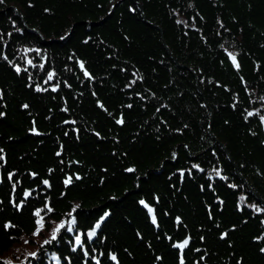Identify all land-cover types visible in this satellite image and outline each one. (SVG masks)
<instances>
[{
	"label": "trees",
	"instance_id": "1",
	"mask_svg": "<svg viewBox=\"0 0 264 264\" xmlns=\"http://www.w3.org/2000/svg\"><path fill=\"white\" fill-rule=\"evenodd\" d=\"M0 264H264V0H0Z\"/></svg>",
	"mask_w": 264,
	"mask_h": 264
},
{
	"label": "snow or ice",
	"instance_id": "2",
	"mask_svg": "<svg viewBox=\"0 0 264 264\" xmlns=\"http://www.w3.org/2000/svg\"><path fill=\"white\" fill-rule=\"evenodd\" d=\"M233 61H235V58H234V57H233ZM80 66H81V68H83V64H81ZM236 66L239 67V65H236ZM85 75H88V74L85 73ZM49 78H51V76H50ZM25 107H27V106L25 105ZM249 115H251V113H249ZM118 123H122V121H118ZM128 171H132V169H128ZM77 178H78V177H77ZM70 179H71V178H69V181H66V183L70 182ZM44 183H47V181H45ZM141 203H143V201H141ZM49 211H50V209H49ZM36 215H39V211L36 213ZM153 220H154V222H155V219H154V218H153ZM37 224H40V225L42 226V220H38V221H37ZM60 227H63V225H61ZM96 227H99V224H97ZM69 230H70V229H69ZM57 231H59V228L56 229L55 231H53V234H52V238H53V239H55V237H56V232H57ZM37 232H39V228L37 229ZM94 234H95L94 231L91 232V233H89V237H91V236L94 235ZM76 240H77V243L80 242V238H79V237H77ZM49 242H50V241H48V240L45 241V243H49ZM187 243H188V241L185 240L184 243H183L182 245H178V247H181V248H182V247H184ZM33 255H34V254H33ZM112 259H115V257L113 256Z\"/></svg>",
	"mask_w": 264,
	"mask_h": 264
}]
</instances>
